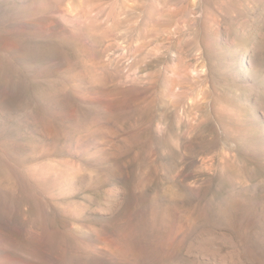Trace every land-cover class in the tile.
<instances>
[{
  "label": "rangeland",
  "instance_id": "obj_1",
  "mask_svg": "<svg viewBox=\"0 0 264 264\" xmlns=\"http://www.w3.org/2000/svg\"><path fill=\"white\" fill-rule=\"evenodd\" d=\"M0 264H264V0H0Z\"/></svg>",
  "mask_w": 264,
  "mask_h": 264
},
{
  "label": "bare ground",
  "instance_id": "obj_2",
  "mask_svg": "<svg viewBox=\"0 0 264 264\" xmlns=\"http://www.w3.org/2000/svg\"><path fill=\"white\" fill-rule=\"evenodd\" d=\"M121 191L122 190H121L120 187H113V188L109 189L108 192H107V194L109 196V199L110 198H113V199H110L109 204L105 205L104 207L102 206V210H109L110 208H112L113 205L116 204L117 198L121 194Z\"/></svg>",
  "mask_w": 264,
  "mask_h": 264
}]
</instances>
